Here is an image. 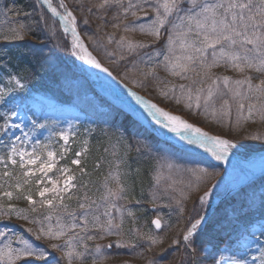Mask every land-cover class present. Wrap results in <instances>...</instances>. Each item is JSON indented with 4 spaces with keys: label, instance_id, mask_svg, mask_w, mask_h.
<instances>
[{
    "label": "rangeland",
    "instance_id": "1",
    "mask_svg": "<svg viewBox=\"0 0 264 264\" xmlns=\"http://www.w3.org/2000/svg\"><path fill=\"white\" fill-rule=\"evenodd\" d=\"M13 1L0 0V9L19 10L9 13L7 17L0 15V40H12L4 38L10 35L9 29L20 23L26 24V19L29 18L28 12ZM36 1L37 21L41 25L44 24L48 38L54 41L56 56L68 65L72 76L69 80L67 76L64 77L63 80L67 79V83L64 84V92L60 93L53 88L45 87L37 80L0 69V89H4L6 93L4 100L0 101V162L12 164L8 155L13 145L18 150L28 153L35 150L36 155L40 157L35 165H25L23 169L20 167L19 155L13 157L17 161L15 165L18 169L9 173L14 182L12 188L9 186L2 192H11L16 199L7 196L8 201L0 204L2 212L0 231L6 233L5 237H0V243L11 236L12 247H21L16 240V236L20 235L34 245L47 249L49 253L47 264H67L63 251H57L49 246L50 243L63 244L66 237L56 241H49L43 237L37 240L35 232L41 226L47 229L51 225L55 229L57 217L63 224L71 223L68 212L75 213L77 215L75 222L80 223L79 204L85 203L91 205V214L100 216L102 222L111 218L114 225H120L119 229H113L119 231L120 235H107L90 223L88 232L81 235H93L97 239L85 240L86 248L77 247L76 251L83 255L79 261L74 260V264H214L221 255L225 257L235 255L238 258L243 255L248 264H253L252 257H260V250L264 248L262 234L264 171L257 177L241 180L243 174L238 169L234 170L233 175H229L223 166L201 154L179 150L159 140L132 116L130 108L122 101L115 100L94 86L93 73L91 74L89 65L73 54L71 33H65L58 19L52 17L39 0ZM70 1L79 9V16L73 12L67 0H63V3L76 17V27L80 35L114 77L147 100L225 136L234 145L230 148L231 152L239 158L246 159L254 151L264 149V120H261L259 113L256 112L251 119L240 120L237 123L239 112L229 91L230 88L236 87L234 81L246 77L251 79L253 85L259 84L264 80V72L247 68L239 72L223 61L211 68L209 77L203 80L192 72L186 74L190 78L182 79L165 70L164 56L169 54L168 36L171 33L175 37L176 32L182 30L173 29V25H179L181 22L178 17L188 14L187 10L191 7L188 0H181L180 10L168 17L165 26L161 28L159 39L140 32L138 27L150 24L155 19L152 9L158 0H122L123 7L113 3L105 8L97 7L102 0ZM51 2L63 14L64 9L60 8V0ZM159 2L162 3L163 0ZM198 2L227 4L228 0ZM129 3L137 5L133 9L136 16H132L131 11L125 14L124 9ZM83 4H86V7H82ZM42 7L47 13L42 11ZM124 25L135 27L136 31L126 32ZM128 42L146 46L129 49ZM178 43L177 41L175 51L176 55H181ZM0 51L3 50L0 48ZM211 53L212 50L209 49L207 52L209 62L212 59ZM12 76L24 85L22 89L17 88L14 82H10L9 78ZM224 77L229 78L227 88L224 85ZM214 79L217 81L215 84L212 83ZM181 85H184L183 90ZM209 88L213 90V97L206 106L204 98ZM240 88L244 92L247 91L246 84ZM198 89L200 107L196 106ZM224 100L229 101L227 114L222 109ZM249 102L257 104L259 108V101L253 94L251 101H244L245 116ZM213 111L215 115L212 114ZM6 115L9 117L7 128L4 127ZM157 119L164 121L163 117ZM60 133L68 136L67 145L60 139ZM43 145L47 147H41ZM72 145L76 150L70 161L83 159L85 155L83 149L87 147L90 150V147L94 146L99 150L102 172L94 176L87 172L78 177L76 170L67 164L69 160L67 151L63 160L60 158L62 147L68 149ZM47 151L56 154V164L45 177L37 169L41 163L47 161ZM78 151L82 152L80 157L75 155ZM65 167L70 171L62 174L59 170ZM189 169H206L207 174L197 173L201 177L198 181L196 175ZM25 171H33L35 175L24 176ZM67 175L74 176L72 183L75 185L69 192L63 194L65 197L63 203L67 205V211L59 205L54 208L42 206V211H38L40 207L38 206L36 209L38 212L34 215V212L26 213L29 218L23 224L22 221L25 219L18 218V214L24 216L25 213L21 206L23 204L18 201L22 195L20 189L28 184L39 198L38 201H41L42 198L38 195L41 188L52 187L48 180H55L58 187H63ZM112 176L119 178L125 188L123 195L126 198L110 200L103 198L106 196V185L113 189L116 187V181L111 178ZM38 180L40 183H37ZM16 190H19V194H16ZM205 192H208V195L201 204L199 198ZM45 196L51 199V193H46ZM106 209L109 216L104 215ZM209 211L210 219L197 228L191 238L193 244L189 245L184 241L187 229L191 223ZM129 212L132 215H128ZM48 215H51L50 220L45 219ZM154 217L161 221L159 229L152 223ZM32 220L41 223L33 224L30 222ZM29 228H32L33 232H28ZM100 236H103V239H100ZM149 236L155 237L158 243L152 244ZM118 241L121 242L119 247ZM97 245L100 246L99 253L96 251ZM24 260L31 261L34 258H22L14 264H24ZM35 264L44 262L35 261ZM256 264H260L259 259Z\"/></svg>",
    "mask_w": 264,
    "mask_h": 264
},
{
    "label": "snow or ice",
    "instance_id": "2",
    "mask_svg": "<svg viewBox=\"0 0 264 264\" xmlns=\"http://www.w3.org/2000/svg\"><path fill=\"white\" fill-rule=\"evenodd\" d=\"M116 4L117 6L123 7L122 0H102V3L97 5L98 8H105L110 4ZM181 0H163L162 3L157 2V5L152 9L155 13V19L152 20L150 24L139 25V31L146 33L148 35L154 36L159 39L161 35V28L165 26V23L170 15L174 12H178L179 5ZM188 3L191 5L187 10L186 16H180V24L173 25V29L181 28V31L176 32L175 37L170 33L168 36V48L167 51L169 54L164 56L166 61L164 67L167 72L173 76H180L182 79L190 78L186 74L189 72L195 73L197 76L201 77V80L209 77V71L211 68L216 67L223 61L226 65L231 66L233 69L239 72H243L247 69H255L257 72H264V0H259L258 3H254V0H228V3L225 4L215 3H199L198 0H188ZM43 4L47 6L48 11L51 13L52 17H59V23L61 28L65 33L71 32L72 42L71 47L73 54L78 58L83 59L85 63L92 65L95 68H101L100 63L88 52L84 45L80 41V37L76 30V17L71 11H68L65 8L63 0H60V8L64 9L63 14L57 11L56 7L52 6L51 0H43ZM137 5L129 3L127 8L124 9L125 14L131 11L132 16H136V12L133 11ZM161 9L163 12L161 13ZM196 9H199L196 11ZM142 10V9H141ZM19 10H14L12 8L0 9V15L5 17L9 13ZM27 15V14H25ZM87 23V20H85ZM186 24V27H184ZM119 27V25H114ZM29 30L26 25L20 23L16 27H11L9 29L10 35H6L5 39H22L24 35L27 34ZM124 31H136L135 27L130 28L128 25H124ZM194 37V38H193ZM123 37L121 40L123 41ZM181 50V55H176V47ZM251 47H248V46ZM144 44H133L128 42V48L133 49L135 47H145ZM219 46V51L217 47ZM79 49V51H76ZM211 49L212 59L209 62L207 52ZM151 60V57H149ZM198 65V66H197ZM104 72H108L107 68L101 69ZM111 75V73H108ZM10 82H14L17 88H23L24 85L17 79L15 76L9 78ZM224 85L227 88L229 86V78H223ZM217 81L214 79L212 83L215 84ZM236 85L235 88H230L233 101L236 102L237 110L239 112V117L237 123L240 120H249L253 117L254 113L258 112L261 120H264V80L257 85L251 83L250 78H245L243 80L234 81ZM247 85V91L244 92L241 90V85ZM181 89H184V85L180 86ZM15 89H11L14 91ZM199 89L197 90V107L199 105ZM5 90L0 89V101H3L5 98ZM255 94L257 100L259 101V108L257 104L249 102L247 104V115H244L245 109V100L251 101L252 95ZM213 97V90L208 89V94L204 98L205 105L207 106L208 102ZM191 98V96L189 97ZM139 99V97H137ZM179 103V100H177ZM141 103L145 104V107L149 109L150 114L154 116H160L164 118L163 126L168 128L171 132L181 134V139H186L188 144L196 145L199 148H203L206 152L210 153L216 160H223L226 158L230 148L234 147L232 142L228 139H222L220 136H210L206 132H202L200 128L193 127L192 124L181 120L177 116L169 115L167 112L156 107V105H148L144 101ZM229 106V101L224 100L222 104V109L225 114H227ZM215 115V111L212 113ZM15 115V113H13ZM9 117L5 116L4 127H9L8 125ZM160 123L161 121H157ZM13 127H19V125H12ZM38 127H43V125H38ZM60 139L65 142V145L68 143V136L64 133L59 134ZM17 139H20L17 137ZM87 144V141H85ZM41 147L46 148V145ZM67 151L66 147H62L61 155ZM87 151V149H83ZM19 155L20 157V167L21 169L25 168V165H35L40 157L36 155L35 150L28 153L23 150H18L15 145L11 148L8 159L15 165L17 161L13 158L14 156ZM55 153L53 151H47V161L40 164V167L37 171L43 173L47 177L48 173L55 167ZM76 157H80L82 152L78 151L75 153ZM27 157V159H26ZM73 165L79 166L81 164L80 159H73L71 161ZM62 174L68 173L70 170L65 167L59 170ZM83 171V169H81ZM193 175H196L197 180L199 181L201 177L197 173L207 174L206 169H189ZM5 175H9L7 172ZM24 176L35 175L33 171H25ZM116 181L115 189L107 187L106 185V196L104 199L112 198H126L123 194L125 188L121 185L119 178L117 176L111 177ZM74 180L73 175H67L63 181V187H58L57 181L48 180V183L52 185L51 188L43 187L38 192V195L42 198L40 203L42 206L48 208H54L58 205L63 207L67 211V205H64V193L69 192V190L75 185L72 183ZM27 183V181H25ZM37 183H40L38 180ZM20 187V184H17V188ZM51 193V199H47L45 194ZM9 198L12 197L11 192L5 193ZM208 192H205L201 196L200 203L203 204L205 197H207ZM29 204H35L31 195L24 196ZM155 197H153V202ZM90 204L80 203L79 208L81 213L79 215L80 223H76L77 215L73 212H68V216L71 218V223L63 224L60 222V218L57 217L56 228L53 229L51 225L45 229L43 226L35 232L36 239L39 240L42 237L48 239L49 241H56L62 237H66L63 244L50 243V247L57 251H63L64 257L67 260V264H74L75 261H79L83 253L76 251L77 247L83 246L87 247L84 243L85 240H94L97 239L93 235H81V233L88 232V226L91 223L93 227L99 228L102 233L107 235H120L119 231H113V229H119L120 225L113 224L111 218L106 221H101L100 216L92 215L90 212ZM14 211V210H12ZM32 211H36L33 207ZM119 211V209H117ZM105 216H109L107 209L104 213ZM128 215H132L131 212ZM91 217V219H89ZM18 218L27 220L28 217L18 214ZM45 219L50 220L51 215L45 217ZM205 219L204 216L196 219L191 223L190 227L187 229L186 234L184 235V241L189 245L193 244L191 238L196 232L199 225ZM33 224H40L38 220L30 221ZM152 223L157 229L161 227V221L159 218L152 220ZM79 229V231H75ZM28 232H33L32 228L27 229ZM71 233V235H69ZM264 234V233H262ZM6 233L0 231V237H5ZM103 239V236L99 237ZM148 239L152 244H157L158 240L155 237L149 236ZM16 240L21 245V247L13 248L12 247V238L8 236L7 239L0 243V262H6V264H14L16 261H20L22 258L33 257L34 260H24V264H35V261H43L44 264H47V258L49 253L46 248L39 247L31 243L28 239H25L23 236L17 235ZM117 246H121V242H117ZM97 253L100 252V246L97 245ZM260 257H252L253 264H256L257 259H259L260 264H264V248H261ZM248 264L247 260L241 255L239 258L235 255L230 257L220 256L218 260L214 261V264Z\"/></svg>",
    "mask_w": 264,
    "mask_h": 264
},
{
    "label": "trees",
    "instance_id": "3",
    "mask_svg": "<svg viewBox=\"0 0 264 264\" xmlns=\"http://www.w3.org/2000/svg\"><path fill=\"white\" fill-rule=\"evenodd\" d=\"M67 1L73 12L79 16V9L77 6L70 0ZM13 2L18 4L21 9L28 12L29 18L26 19L25 25L29 31L22 39L0 40V48L3 50L0 51V69H2V71L9 70L16 72L26 78L29 77L30 80H37V82L43 84L45 87L53 88L60 93H63L65 90L64 84L67 83V79H63L67 76L69 80L70 76H72L71 70L69 69L68 65L64 63V61L56 56V50L53 43L54 41L51 38H48L47 29L45 28L44 24L42 23L41 25V23L37 21V1L14 0ZM258 2L259 0H254V3ZM90 6L94 7L93 5ZM82 7H86V4H83ZM42 11L47 13L43 7ZM3 53L6 54L3 55ZM205 119L206 117L204 116L203 120ZM86 149L87 151H84V158H79L81 161L79 166L73 165L70 161V157L76 148L72 145L67 149L69 159L67 164H70L71 167L74 168V171L76 170V175L78 177H82L83 174L87 172H89L90 176L98 175L102 172V160L98 155L99 150H96L94 146H91L90 150L89 147ZM65 155L66 152L63 154V156ZM63 156L60 157L61 160H63ZM17 169V165L10 163L3 164L0 162L1 205L2 202L8 201L7 195H5L2 190L8 188L9 186L12 188L14 182L9 172H15ZM81 169H83V171H81ZM6 171H8L9 175H5ZM28 188L29 190H27ZM16 194H19V190H16ZM20 194L22 195L18 198V201L23 204L21 206L24 208V216H26L27 212H34L32 211L33 207L37 209L38 206H40L38 211H42V205L40 201H38L39 198L34 194V192L31 191L28 184L20 189ZM26 195H31L32 199L34 198L33 201H35V204H29V202L24 199V196ZM12 199H16L14 194H12ZM38 211H35L33 215ZM1 213L2 212H0V216ZM26 217L29 218V215ZM22 223H26V220H24V222L22 221Z\"/></svg>",
    "mask_w": 264,
    "mask_h": 264
},
{
    "label": "bare ground",
    "instance_id": "4",
    "mask_svg": "<svg viewBox=\"0 0 264 264\" xmlns=\"http://www.w3.org/2000/svg\"><path fill=\"white\" fill-rule=\"evenodd\" d=\"M52 6L55 7L53 3ZM57 11L60 12L58 8ZM76 30L80 37L81 43L101 65V68H95L92 65L88 64L91 73H93L94 80L96 81V85L115 100L122 101L126 106L130 108L131 113L133 115H135L140 121L147 124L149 127L155 129L161 128V130L166 129V127L163 126L164 123L157 122L158 121L157 118L160 116H154L150 114L149 109L145 107V104L141 103V101H144L148 105H152V104L156 105V104L153 102H149L139 92L131 89L126 84L121 82L119 79L113 78L111 75L108 74L110 73L109 71L108 72L102 71L101 69L105 68V66L99 61L96 55L84 43L83 38L78 32L77 27ZM137 97H139V99H137ZM157 108L163 110L164 112H167L169 115L179 117L181 120H184L189 124H192L193 127L200 128L202 132H206L210 136H220L222 139H227L225 136L214 133L182 115H177L174 111H171L170 109H167L165 107L163 108L157 107ZM185 148H188L193 151H197L206 158H209L211 161L223 166L228 171L229 175H233L232 173H234V170L238 169L243 174L241 180H247L253 177H257L260 173L264 171V152L262 151H254L246 159H242L239 158L238 156H235L231 152V149H229L226 158H224L223 160H216L210 153L206 152L203 148H199L196 145L188 144L187 140L185 143Z\"/></svg>",
    "mask_w": 264,
    "mask_h": 264
},
{
    "label": "water",
    "instance_id": "5",
    "mask_svg": "<svg viewBox=\"0 0 264 264\" xmlns=\"http://www.w3.org/2000/svg\"><path fill=\"white\" fill-rule=\"evenodd\" d=\"M41 3H42V5L45 7V9L48 11V8H47V6L46 5H44L43 4V1L42 0H39ZM49 12V11H48ZM54 18H56V19H58V21H59V17H54ZM79 32V31H78ZM209 214H210V211L209 212H206L203 216L205 217V219L202 221V223H201V225L207 220V218L209 217ZM154 219H156V217H154L152 220H154ZM200 226V225H199Z\"/></svg>",
    "mask_w": 264,
    "mask_h": 264
}]
</instances>
